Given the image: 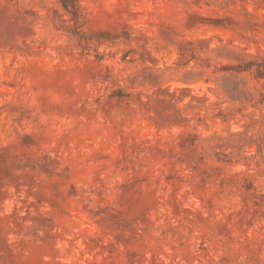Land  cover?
Returning a JSON list of instances; mask_svg holds the SVG:
<instances>
[{
	"label": "rangeland",
	"instance_id": "1",
	"mask_svg": "<svg viewBox=\"0 0 264 264\" xmlns=\"http://www.w3.org/2000/svg\"><path fill=\"white\" fill-rule=\"evenodd\" d=\"M0 264H264V0H0Z\"/></svg>",
	"mask_w": 264,
	"mask_h": 264
}]
</instances>
